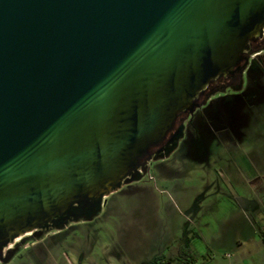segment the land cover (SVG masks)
<instances>
[{
    "label": "water",
    "instance_id": "obj_1",
    "mask_svg": "<svg viewBox=\"0 0 264 264\" xmlns=\"http://www.w3.org/2000/svg\"><path fill=\"white\" fill-rule=\"evenodd\" d=\"M262 37L264 0H0V262L169 152Z\"/></svg>",
    "mask_w": 264,
    "mask_h": 264
},
{
    "label": "rangeland",
    "instance_id": "obj_2",
    "mask_svg": "<svg viewBox=\"0 0 264 264\" xmlns=\"http://www.w3.org/2000/svg\"><path fill=\"white\" fill-rule=\"evenodd\" d=\"M255 65L240 89L229 87L197 107L175 146L152 153L139 175L104 197L99 209L12 242L0 264H184L181 246L197 250L203 264L209 254L230 252L223 243L258 239L264 228V60Z\"/></svg>",
    "mask_w": 264,
    "mask_h": 264
},
{
    "label": "flooded vegetation",
    "instance_id": "obj_3",
    "mask_svg": "<svg viewBox=\"0 0 264 264\" xmlns=\"http://www.w3.org/2000/svg\"><path fill=\"white\" fill-rule=\"evenodd\" d=\"M248 47H249L248 50H250L253 47L259 48L258 52H256L253 56L249 57V61L251 62V65H249V63L245 66L239 65L235 68L233 73L225 75V76H217L213 80H211L207 89L203 91L199 95V97L196 99L197 106L195 107V109L197 107L207 104L211 100V97L214 94L224 91L225 89L229 87L234 88V89H240L245 84L244 80L246 79V76L249 73V71L255 66H258V65H255L257 63V59L260 61L264 60V57H263L264 56V37L253 41L251 44H249ZM248 50L246 51L247 55H251V53H248ZM261 66H264V65H261ZM192 113H189L185 110L180 112L176 118L173 129L166 135V137L157 146L153 148V151L165 146L168 140L173 136V134L178 131V128L183 123V121L187 119L188 117H190ZM21 241L22 239L15 240L12 246H14L16 243L21 242ZM12 246L9 248H12ZM178 255H179V250H178Z\"/></svg>",
    "mask_w": 264,
    "mask_h": 264
},
{
    "label": "crops",
    "instance_id": "obj_4",
    "mask_svg": "<svg viewBox=\"0 0 264 264\" xmlns=\"http://www.w3.org/2000/svg\"><path fill=\"white\" fill-rule=\"evenodd\" d=\"M260 229L264 230V228ZM195 235L197 234L195 233ZM260 244L264 245V242L260 236L258 239H254L252 235L247 239V242H244V239L242 238L232 239L226 243H223L225 246L224 249H230L229 253H224L222 258H219L218 256L215 257V253L213 255L209 254L207 259L204 258L203 264H264V251L261 252L262 255H260V250H263V247ZM192 250L196 252L197 256L199 255L197 250ZM197 260L190 264H198L199 260Z\"/></svg>",
    "mask_w": 264,
    "mask_h": 264
},
{
    "label": "trees",
    "instance_id": "obj_5",
    "mask_svg": "<svg viewBox=\"0 0 264 264\" xmlns=\"http://www.w3.org/2000/svg\"><path fill=\"white\" fill-rule=\"evenodd\" d=\"M259 234H260L261 239L264 242V232H263L262 229L259 230ZM179 256L180 257H183L184 264H190V263L194 262L195 260H197V254H196V252H194L190 248H187V249L184 250L183 247H180V249H179ZM159 264H161V263H159Z\"/></svg>",
    "mask_w": 264,
    "mask_h": 264
},
{
    "label": "bare ground",
    "instance_id": "obj_6",
    "mask_svg": "<svg viewBox=\"0 0 264 264\" xmlns=\"http://www.w3.org/2000/svg\"><path fill=\"white\" fill-rule=\"evenodd\" d=\"M18 239H19V238H17L16 240H18ZM13 243H14V242H13ZM13 243H12V244H13Z\"/></svg>",
    "mask_w": 264,
    "mask_h": 264
},
{
    "label": "built area",
    "instance_id": "obj_7",
    "mask_svg": "<svg viewBox=\"0 0 264 264\" xmlns=\"http://www.w3.org/2000/svg\"><path fill=\"white\" fill-rule=\"evenodd\" d=\"M263 232H264V230H263Z\"/></svg>",
    "mask_w": 264,
    "mask_h": 264
}]
</instances>
